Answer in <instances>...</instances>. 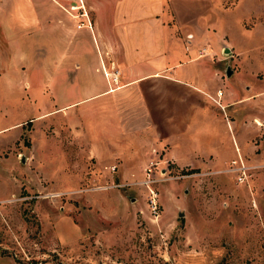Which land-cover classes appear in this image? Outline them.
Segmentation results:
<instances>
[{
	"label": "rangeland",
	"instance_id": "374dc122",
	"mask_svg": "<svg viewBox=\"0 0 264 264\" xmlns=\"http://www.w3.org/2000/svg\"><path fill=\"white\" fill-rule=\"evenodd\" d=\"M198 7L197 18H213L207 32L214 69L230 83L235 71L258 87L264 109V0ZM53 12L72 28L85 21ZM87 29L82 24L70 42L52 45L44 28L33 42L22 41L19 57L0 54V264H264V156L256 159L264 155V121L248 140L236 136L241 154L224 134L234 157L220 168L208 161L177 166L165 145L123 153L115 141L104 144L107 136L94 143L107 122L104 98L57 109L99 81L93 71L78 73L81 61L66 52L79 43L83 51ZM65 68L71 80L80 75V89L64 82ZM45 69L55 77L53 89Z\"/></svg>",
	"mask_w": 264,
	"mask_h": 264
},
{
	"label": "crops",
	"instance_id": "0c3cea01",
	"mask_svg": "<svg viewBox=\"0 0 264 264\" xmlns=\"http://www.w3.org/2000/svg\"><path fill=\"white\" fill-rule=\"evenodd\" d=\"M221 1L83 0L91 29L87 27L83 32L86 39H81L82 52L80 43L78 48L70 46L66 52L70 59L76 55L81 61L78 73L93 71L99 81L94 82L92 92L58 105L57 109H66L92 96L102 97L107 102V122L100 128L99 138H93L94 143L107 136L109 144H104L110 146L115 141L118 151L123 153L136 150L141 144L165 145L166 156L177 166L199 167L193 163L208 161L220 168L234 157L229 156L230 147L222 141L224 134L227 143L231 142V150L238 149L240 153L236 136L248 140L259 129L260 120L264 121L260 89L252 85L249 88L235 71L231 75L237 76V82L230 83L213 67V49L207 32L213 18L210 21L206 16L197 18L201 13L198 6L203 5L206 11ZM76 3L0 0V54L11 52L19 57L22 41L33 42L44 28L53 40L52 45H62L63 40L70 42L79 28L77 22L73 28L64 24L60 17L54 16L53 9L64 12L69 16L67 20H75L82 16L81 8L69 11L68 7ZM198 24L204 25V32L198 31ZM25 33L27 36L23 37ZM203 47L205 53L200 51ZM62 71L65 83L69 80L70 87H82L80 75L77 81L71 80L70 70ZM46 73V84L53 89L55 77ZM221 85H225L224 90ZM217 89L221 90L218 96ZM212 98H218L222 108ZM249 108H257L254 111L260 114L250 115ZM226 109L231 119L222 118V110ZM247 129H251L250 133H246ZM263 156L258 154L256 159L262 160ZM213 162L221 165L215 166Z\"/></svg>",
	"mask_w": 264,
	"mask_h": 264
},
{
	"label": "built area",
	"instance_id": "2783aa9c",
	"mask_svg": "<svg viewBox=\"0 0 264 264\" xmlns=\"http://www.w3.org/2000/svg\"><path fill=\"white\" fill-rule=\"evenodd\" d=\"M77 1V3L75 4V6H76V8H71V6H73L74 4H71L70 6H69V9H78V8H81V11H80V15H82V16H80V17H84L85 18V21H83V20H79V22L76 24V26L77 27H79L80 25H86L89 29H91V23H90V21H89V19H88V17H87V13H86V11L84 10V6H83V0H76ZM68 13H69V11L68 10H66ZM69 14H71V13H69ZM72 15V14H71ZM73 16H77V15H73ZM113 79H114V76H113ZM221 94V90L220 89H217L216 90V95L218 96V95H220ZM213 99V98H212ZM214 100V102H216L220 107H222V105L220 104V102H219V100H218V98L217 99H213ZM109 167V169L110 170H112V169H114V167H115V165L114 164H112V165H109L108 166Z\"/></svg>",
	"mask_w": 264,
	"mask_h": 264
},
{
	"label": "water",
	"instance_id": "95a60500",
	"mask_svg": "<svg viewBox=\"0 0 264 264\" xmlns=\"http://www.w3.org/2000/svg\"><path fill=\"white\" fill-rule=\"evenodd\" d=\"M224 51H228L229 49H228V47H224V49H223ZM225 73L228 75L229 73H230V68L227 66L226 67V70H225ZM183 213H182V211H178L177 212V215H182Z\"/></svg>",
	"mask_w": 264,
	"mask_h": 264
},
{
	"label": "bare ground",
	"instance_id": "6f19581e",
	"mask_svg": "<svg viewBox=\"0 0 264 264\" xmlns=\"http://www.w3.org/2000/svg\"><path fill=\"white\" fill-rule=\"evenodd\" d=\"M71 8H76V6L73 5V6H71ZM104 74H105V76H108L109 77V73H107L106 71H104ZM238 160L240 161V159H238Z\"/></svg>",
	"mask_w": 264,
	"mask_h": 264
}]
</instances>
